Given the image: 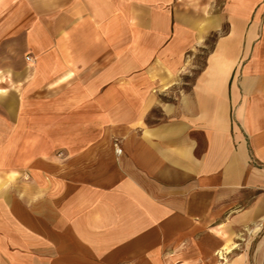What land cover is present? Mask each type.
Wrapping results in <instances>:
<instances>
[{
    "label": "crops",
    "instance_id": "obj_1",
    "mask_svg": "<svg viewBox=\"0 0 264 264\" xmlns=\"http://www.w3.org/2000/svg\"><path fill=\"white\" fill-rule=\"evenodd\" d=\"M0 264H264V0H0Z\"/></svg>",
    "mask_w": 264,
    "mask_h": 264
},
{
    "label": "built area",
    "instance_id": "obj_2",
    "mask_svg": "<svg viewBox=\"0 0 264 264\" xmlns=\"http://www.w3.org/2000/svg\"><path fill=\"white\" fill-rule=\"evenodd\" d=\"M26 58L28 59L29 57H26ZM115 152H116L117 154H120V153H121V148L116 147V148H115Z\"/></svg>",
    "mask_w": 264,
    "mask_h": 264
},
{
    "label": "rangeland",
    "instance_id": "obj_3",
    "mask_svg": "<svg viewBox=\"0 0 264 264\" xmlns=\"http://www.w3.org/2000/svg\"><path fill=\"white\" fill-rule=\"evenodd\" d=\"M201 56H202V55H201ZM198 60H199V61H202V58H199Z\"/></svg>",
    "mask_w": 264,
    "mask_h": 264
}]
</instances>
